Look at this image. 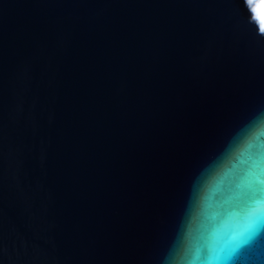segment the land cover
I'll return each instance as SVG.
<instances>
[{
    "label": "water",
    "instance_id": "obj_1",
    "mask_svg": "<svg viewBox=\"0 0 264 264\" xmlns=\"http://www.w3.org/2000/svg\"><path fill=\"white\" fill-rule=\"evenodd\" d=\"M250 151L264 0H0V264H199Z\"/></svg>",
    "mask_w": 264,
    "mask_h": 264
},
{
    "label": "snow or ice",
    "instance_id": "obj_2",
    "mask_svg": "<svg viewBox=\"0 0 264 264\" xmlns=\"http://www.w3.org/2000/svg\"><path fill=\"white\" fill-rule=\"evenodd\" d=\"M248 164L235 176L222 182L216 202L207 210L208 231L213 233L215 224L225 218L230 221L226 240L219 244L213 238L201 242L193 249L186 242L181 250L186 255L195 254L203 259L199 264H229L243 252L264 229V158L257 159L249 152ZM198 230V219L193 220L191 231Z\"/></svg>",
    "mask_w": 264,
    "mask_h": 264
}]
</instances>
